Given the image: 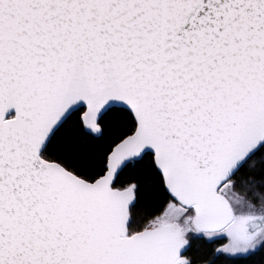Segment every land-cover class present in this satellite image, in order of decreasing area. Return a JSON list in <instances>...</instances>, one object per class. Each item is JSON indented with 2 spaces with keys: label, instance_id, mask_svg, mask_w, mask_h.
<instances>
[{
  "label": "snow or ice",
  "instance_id": "obj_1",
  "mask_svg": "<svg viewBox=\"0 0 264 264\" xmlns=\"http://www.w3.org/2000/svg\"><path fill=\"white\" fill-rule=\"evenodd\" d=\"M0 264H264V0H0Z\"/></svg>",
  "mask_w": 264,
  "mask_h": 264
}]
</instances>
